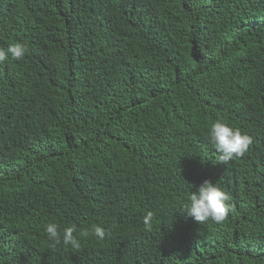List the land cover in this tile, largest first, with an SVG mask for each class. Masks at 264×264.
<instances>
[{"label":"trees","instance_id":"trees-1","mask_svg":"<svg viewBox=\"0 0 264 264\" xmlns=\"http://www.w3.org/2000/svg\"><path fill=\"white\" fill-rule=\"evenodd\" d=\"M17 42L0 264H264V0H0V48ZM216 120L252 138L244 156L220 162ZM205 180L230 196L221 224L182 213ZM49 222L80 248L51 247Z\"/></svg>","mask_w":264,"mask_h":264},{"label":"clouds","instance_id":"clouds-1","mask_svg":"<svg viewBox=\"0 0 264 264\" xmlns=\"http://www.w3.org/2000/svg\"><path fill=\"white\" fill-rule=\"evenodd\" d=\"M26 52L27 47L24 44L11 43L6 49L0 48V62L9 57L12 60L20 61ZM208 140L211 146L221 154L219 156L220 162L225 164L244 156L252 143V138L249 135L221 120H216L211 124ZM231 211L232 204L229 194L208 180H205L196 191H191L188 194L187 203L182 209V213L186 217L199 224L209 221L221 224ZM152 217L153 213L148 212L143 219L146 231L152 230ZM44 231L51 242V247H56L61 243L74 249H79L81 246L77 237L73 235L76 231L75 225L65 227L61 233L58 224L49 222L45 225ZM83 235L103 240L106 236V230L102 226L95 225L90 230H86Z\"/></svg>","mask_w":264,"mask_h":264}]
</instances>
